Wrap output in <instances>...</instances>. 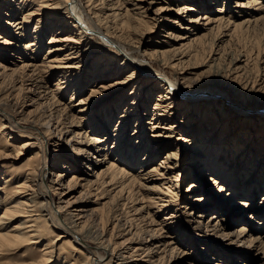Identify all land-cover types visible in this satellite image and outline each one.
Listing matches in <instances>:
<instances>
[{
  "label": "bare ground",
  "instance_id": "bare-ground-1",
  "mask_svg": "<svg viewBox=\"0 0 264 264\" xmlns=\"http://www.w3.org/2000/svg\"><path fill=\"white\" fill-rule=\"evenodd\" d=\"M143 1L0 0V118L7 119L0 120V158L12 154L17 137L25 139L21 148L39 145L24 181L4 192L24 210L1 211L0 244L46 240L44 259L32 264H78L82 256L83 264H208L225 253L230 262L264 264V195L254 199L264 188L257 168L264 165V40L255 52L230 50L238 31L264 20V0H224L213 13L214 0L207 8L203 0L204 13L186 20L200 6L183 5L182 30L158 42L139 30ZM148 57L173 74L150 70ZM203 67L220 78L209 82L215 91L202 88ZM180 196L184 211L173 210ZM18 211L22 222L2 231ZM231 213L241 224L227 232Z\"/></svg>",
  "mask_w": 264,
  "mask_h": 264
},
{
  "label": "rangeland",
  "instance_id": "rangeland-1",
  "mask_svg": "<svg viewBox=\"0 0 264 264\" xmlns=\"http://www.w3.org/2000/svg\"><path fill=\"white\" fill-rule=\"evenodd\" d=\"M207 2H208V4H205V5H207L206 8L209 6L211 0H207ZM223 2H224V0H214L213 5L210 6V7H212V10H213L212 13L215 12L218 9L219 6H223L224 5ZM231 3H233L235 5L236 4V0H232V2H230V4H229L230 6H231ZM197 4H198V6H200V10L198 12H190V14L184 13L183 14V18L185 20L188 19V17H189L188 15H193L194 17H196V16L202 15V13H204V11L206 10V8L204 9V2H203V0H146V1H143V5L142 4L141 5L144 6V11L143 10L140 11L143 19H142V22H141V25H140V29L139 30H140V32L141 31H150V34H152V37H153V41L154 42H158L160 40V37L162 39L163 38H166L165 36L168 35V31H170V32L172 31L174 33H178L179 31L182 30V29L179 28L178 22H176V21H178L180 19L179 14L177 13L179 7H183V5L193 6V5H197ZM161 6H163V7H167L168 6V8L170 7V10L169 11H162V13L157 14V12L159 11V7H161ZM130 8H132V6H130ZM207 11H209V10H207ZM3 12H6V10H4ZM156 18H157V21H155ZM37 19H38V16L36 18V21H34V23L32 25V28L35 26V24L37 22ZM146 20L148 22H145ZM252 23L253 24H249L248 27H244L243 30L238 31L235 34V38L232 39L233 40L232 41V46L230 47L231 52L232 51L233 52H236L238 50L239 51H249V52L251 50L252 51L254 50V52H255L256 49H257L256 47L258 46L259 42H263V40H264V20H260L258 22H252ZM164 25H166V26L164 27ZM47 41H49V37L47 38ZM206 52H207V50H206ZM45 53H46L45 50H42V54L43 55H40L42 57V59L44 58V56H45L44 54ZM205 54H207V53H202L200 55H205ZM147 62H148L149 69L152 70V71H161V70H164L166 72H169V75L170 76L174 72V70L172 68L170 69V67H165L164 68V66L161 64V62L157 61L156 59L154 60V59H150V57H148L147 58ZM258 63H259V66H264V64H262L260 62H258ZM255 67H257V66H255V64L252 62V64H250V69L252 68V70L249 71V74L251 76H254L255 73H256L257 68L254 70ZM205 70H207L206 67L199 68V70H198V72H199V78L201 77L202 78L201 80L205 81L202 84V88H204V89H207L208 88L209 90L212 88V90H213L215 88L214 87V84L213 83H209V82H212V80H213V82H215V83L218 84V82L220 81V78L215 77L214 76L215 74H212V72L211 73H208L207 72L208 70L207 71H205ZM253 72H255V73L252 74ZM58 77L59 76H57V75L54 76L52 78L51 82L52 83H55L57 81ZM8 82H11V78H10V80H8ZM238 85H241V84L238 83ZM89 90L90 89L86 90V93ZM214 91H215V89H214ZM72 92H73V90L70 89V91L68 92V94H66V96H64V98H61L60 97V99H61V105L62 106H64V103L65 104H69L71 102L70 100H71ZM82 94L83 93H79V91H78V93L76 94L77 96L75 95V98L73 99V102L72 103L77 102L78 100H76V99L81 98L82 97ZM230 94H231L232 97L234 96V92L233 91H231ZM230 102L232 103L233 101H230ZM230 102L228 104H230ZM248 106H250V110L253 111V114L254 115L259 114L258 111H255L257 109V107H256V104L254 102L253 103L249 102ZM150 107H151V105H150ZM7 110L9 112V114H11V113L13 114L11 107L9 109H7ZM151 115H152V113L150 112L148 114V116L145 117V119L146 120L151 119V117H152ZM117 116H118V113H116L112 117V123H110V124L113 125V121H114V123L117 122V120H118V117ZM0 120H2V121L4 120V122L7 121V119L6 118H3V117L0 118ZM105 121L106 120L104 119V121H102V123H104ZM205 123L209 124V122H205ZM27 126H28V124H27ZM133 128L134 127H130V131L128 130V133H127L128 135H131V133L133 131ZM184 128L187 129V124H186V127H184ZM43 131H45V128L43 129ZM205 131H204V133L202 135V140L203 139L204 140H208L207 134L209 132L208 131L205 132ZM96 133H94V135ZM246 139H250V136L249 135L244 136V141ZM24 140L25 139H23V137H17L16 142L14 143L15 144V147L13 148L14 150L12 151V154L8 158H6V157H3V159L0 158V177L1 176L3 177V178L1 177L2 179H0V196H1L0 199H2V201H3L2 202L0 200L1 201V203H0V213H2L1 211H5V208L6 207L12 208V206H14V205H15L14 206V210L12 209L13 211H15V209L24 210L23 209L24 207L21 204H17L16 203V199H18L19 197H16L15 200H13L14 197L12 198V200L10 198L8 200H6L7 198L6 199H3L5 197V194H4L5 191L7 193V191H10L14 185H17L18 183L21 184V182L24 181L23 178L25 177V175L27 174V172L29 170L30 163H32V161H34V158H33L34 154L36 152H39V148H38L39 145L37 146L36 144L33 145V146H31V147H29V148H21L20 147V144ZM244 141L241 143L242 146L246 145V142H244ZM252 142H253V140L250 139L251 145H246V146L249 147L248 150H250V152H254V147H252ZM254 142H257V136L254 137ZM109 143L112 144V141H110ZM131 143L132 142H129V145ZM212 146L214 148L217 147V146L220 147V140L219 139L218 140H215L214 141V144H212ZM21 150L23 151L22 153H20ZM17 151H19V153ZM208 151H212V147H210V149H208ZM167 152H168V149L162 151V153H164V154L158 156L155 159V161L152 162V165H157L158 162H159V159H161L160 157L163 156V155H165V153H167ZM13 153L14 154L16 153V154L14 155ZM39 154H41V153H39ZM30 156H32L31 158L33 160H30L31 158L29 159ZM40 156L41 155H39L37 158H35V161L38 162V163L40 161ZM47 156H48V158H51L50 155H47ZM256 159H257V156H256ZM257 168H258V170L260 169L264 173V165L263 164L261 166L260 165L257 166ZM72 174L73 173L71 172L70 174L66 175L65 178H63V180L59 183V186H58V187H60L59 190H62L63 189V186H65V184L67 183V179ZM10 176L13 178V180L12 181H9L7 183V185H8V186H6L7 188H4V185H5V182L4 181H7ZM49 177L50 176H48V178H47L48 180L50 179ZM188 182L189 181L186 180L182 184L183 191H185V189L187 188ZM80 192H81L80 189L77 190L76 191V195H79ZM201 192L202 191H199L198 195H201L202 194ZM212 192H213V190H212ZM263 195H264V188H262V190H259L257 192L256 198H254V199L255 200L258 199L257 202L259 203V202H261V200H262L261 198H262ZM247 197L245 195L244 196H238V199H246ZM211 198L212 199L214 198L213 197V193H212ZM177 200H178V201H176L177 204H176V206H174L175 208L173 210H176V208L178 207V209L184 211V209L181 208V205H184L183 202L185 200L182 199L181 196ZM234 203H235V200H232L231 204L234 205ZM196 211H199V209L196 210ZM212 212H213V210L208 213V216H210V214ZM18 214L20 215V217L18 216ZM21 214H22V212L18 211V213H15L14 215L12 214V217L13 218L10 217L8 219H5L6 221L4 222V224L2 225V228H1L2 231H4V232L5 231H9V230H11L12 227H14L13 225H16V224L21 223L22 220H23V216ZM196 217H197V215H196ZM241 217H242L241 215H235L234 213H231L230 215H227L226 216L225 223L228 224V230H226V231L227 232H231V231L236 230L235 228H237L239 226V224H241V223L238 222ZM194 218H195V215H194ZM262 218H263L262 216L258 217V219H262ZM257 221H259V220H257ZM246 222L244 221V224L247 225ZM248 224H249V222H248ZM250 224H252V227L253 228H258L260 226L257 222H254V221H250ZM55 230L53 231V233L55 235H58L57 230L56 231ZM51 236L52 235L49 234V237H51ZM147 236H148V234H145L144 235V238L145 237L147 238ZM44 237L47 238V235H45ZM34 240H35V242L37 244L34 242ZM34 240L31 241L32 243H29V244L26 241L23 242L22 240H13V239L10 240V241H5L4 243H1L0 244V264H32L31 262H36V261H38V263H41V261L44 259L43 252H44L45 249H43V248H45V244H46L47 241L43 239L39 243V242H37V241H39V238L34 239ZM25 242H26V244H23ZM73 245H74V243L72 241H70L69 242V246L72 247ZM201 247H202V245H200V249H201ZM83 252L86 253V251H83ZM222 252H224V251H222ZM41 254H42V256H41ZM171 255L172 254H169L167 258L170 259V257H172ZM205 257H206L205 255L202 256V261L203 262H205V260H206ZM83 258H84V256L78 257V264H83L84 263ZM218 260L225 261V263L229 264V262H230V255L225 253V255L223 257L216 256V259H214V260L213 259L212 260L211 259L208 260V262H209L208 264H216L218 262ZM235 261L236 260L234 258L233 261L230 262V264H243V263H246V264H259V263H255V262H243L242 260H241L242 263L241 262H238L237 263ZM237 261H240V260H237ZM49 264H65V263H64L63 260H60V261L57 260V261H50ZM181 264H183V263H181Z\"/></svg>",
  "mask_w": 264,
  "mask_h": 264
}]
</instances>
